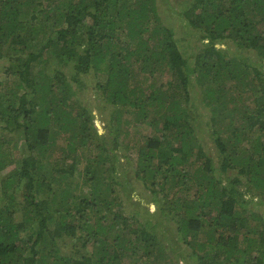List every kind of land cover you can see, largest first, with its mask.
Listing matches in <instances>:
<instances>
[{"label": "trees", "instance_id": "trees-1", "mask_svg": "<svg viewBox=\"0 0 264 264\" xmlns=\"http://www.w3.org/2000/svg\"><path fill=\"white\" fill-rule=\"evenodd\" d=\"M4 52L0 264H264V0H0Z\"/></svg>", "mask_w": 264, "mask_h": 264}, {"label": "rangeland", "instance_id": "rangeland-1", "mask_svg": "<svg viewBox=\"0 0 264 264\" xmlns=\"http://www.w3.org/2000/svg\"><path fill=\"white\" fill-rule=\"evenodd\" d=\"M163 8V6L161 7ZM162 14L164 16V18L166 17H169L171 16L169 11L167 10H163L162 11ZM173 22V28L174 30L177 32V36H184L185 39L183 40V42L185 43V41L187 40L188 42H190V44L194 45L196 49V46L198 44V39H196L197 37V34L196 33H193L191 32L190 30H186L185 28H183L181 25L182 24H179L178 21L176 20H172ZM187 43V42H186ZM2 49L5 51L7 49V45L3 46ZM187 51H189L187 49ZM10 61L8 59V56L5 54V52L3 53V55L0 57V89L2 88H6V87H9L11 84H12V80L14 79V76L11 74V75H6L4 73V69L9 65ZM86 96L90 99V100H93L95 96H97V93L96 92H93L92 89H91V85L90 87H88V90L86 92ZM192 104H194V101L192 100ZM193 106V105H192ZM90 108H91V111L92 113L94 114V121L95 123L97 124L100 132L104 135L106 134L105 132V129H104V125H103V121H102V117H100L98 115V110H96V108L94 107V104H90ZM193 109H194V106H193ZM106 112L109 111V109H104ZM102 113H103V110H102ZM19 139V142L22 144L23 143V138L22 137H18ZM11 151L14 152V154L17 155V150L15 149H11ZM13 167V164H10L8 165L6 168H4L1 172H0V177H2V174L4 175L8 169L12 168ZM18 192V190H17ZM250 196L253 197L254 200H256V202H260L258 205H257V209L260 210V211H263L264 210V195H261V193H250L249 194ZM150 202V201H149ZM149 209H150V213L152 215H155V217H158L160 215V209L159 207H157V205L155 203H149ZM161 216V215H160ZM194 259L193 258H189V261L190 263L192 264Z\"/></svg>", "mask_w": 264, "mask_h": 264}]
</instances>
